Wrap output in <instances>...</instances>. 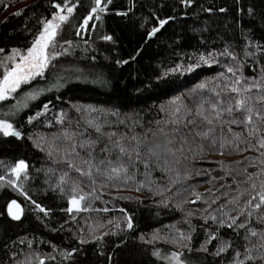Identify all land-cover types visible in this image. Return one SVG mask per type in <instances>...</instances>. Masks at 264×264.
<instances>
[{
  "label": "trees",
  "instance_id": "1",
  "mask_svg": "<svg viewBox=\"0 0 264 264\" xmlns=\"http://www.w3.org/2000/svg\"><path fill=\"white\" fill-rule=\"evenodd\" d=\"M57 4L65 51L0 100V264H264V0H0V80Z\"/></svg>",
  "mask_w": 264,
  "mask_h": 264
},
{
  "label": "snow or ice",
  "instance_id": "2",
  "mask_svg": "<svg viewBox=\"0 0 264 264\" xmlns=\"http://www.w3.org/2000/svg\"><path fill=\"white\" fill-rule=\"evenodd\" d=\"M104 0H95L96 7L92 9V13L96 14L98 12L105 11V7H101ZM107 3H111V0H106ZM185 2H188V0H185ZM55 7L59 8L61 12L65 11V8H62L59 4L55 5ZM67 13L68 15H57L54 19L56 22L48 21L44 24L43 31L40 33L39 37L33 42V45L30 49H28L26 54H22L19 50L13 49L12 54L8 57H6L7 60L15 61V58L18 56L22 63L15 64V67L7 70L4 74L3 80L0 81V100L7 99L9 92H15L16 89L19 87L21 83L28 82L32 76L34 75H42L43 70L48 66L51 59H55V53H49L50 47H55L54 41L58 35V29H60L61 24L68 21L69 16L74 11L73 8L67 7ZM93 16H89L87 20H85V24H87L88 20H91ZM99 18L98 16L96 17ZM167 21H161L160 27H163L164 24H166ZM159 28L153 29V35L157 31H159ZM106 39L111 40L112 37L108 36ZM3 50L0 49V52ZM239 83V82H237ZM249 89H245V91H248ZM233 92H236L238 95L240 94V89L238 87L232 88ZM264 99V98H262ZM235 107L240 111H246L249 113L245 119L246 121L251 124L252 123V111L253 109L249 107L246 103V100L241 98L236 101ZM215 106L213 107V111H215ZM229 113L232 112V108L229 107L227 109ZM198 115L203 116L202 113H198ZM259 119L264 120V116L260 115V113H256ZM205 120H207V123L211 124L212 121L208 120L207 117H203ZM217 119H219V115H217ZM176 123H179V121H176ZM97 131H99V128H97ZM0 132H3L5 136H16L19 137V132L15 131L11 124L4 123L0 121ZM204 136H207V133L204 134ZM262 148H264V141L261 142L260 145ZM159 147V145H157ZM120 151L123 153L125 149L123 147L120 148ZM28 165L25 164L24 161H20L16 166L12 168V174L15 175L16 179L19 180L21 175L24 174L26 176ZM126 172L127 169L124 168H112V172L116 174V176H119L120 172ZM90 174V173H88ZM113 177H109L111 179ZM10 183H12L10 181ZM255 187V185H253ZM256 197H253L255 199ZM85 199V197L82 195L77 199L76 197H73L71 200L72 208L69 209V211H81L82 204L81 202ZM259 200L260 203H257L254 207L256 209H259L261 205H264V192L259 193ZM251 201H249V207H252ZM39 207V205H37ZM9 214L11 215L12 219L19 220L21 218V215L23 213V210L21 209L20 205L17 204L15 201L12 202V204L9 206ZM40 211H44L43 208H40ZM215 219V217H213ZM235 221L233 220V223ZM231 225H229L230 227ZM128 228H132L131 218H129ZM251 235L256 236L257 233L255 231H252ZM215 237H213L214 239ZM262 241H264V235L260 237ZM261 247H264V243L261 244ZM224 249H221L223 251ZM158 256L159 253H156ZM248 259H252L253 257L248 256ZM172 259L176 261V264H181L180 257L177 254H173ZM261 259H264V257H261ZM41 264H43V261H41ZM240 264H243V262H240Z\"/></svg>",
  "mask_w": 264,
  "mask_h": 264
},
{
  "label": "rangeland",
  "instance_id": "3",
  "mask_svg": "<svg viewBox=\"0 0 264 264\" xmlns=\"http://www.w3.org/2000/svg\"><path fill=\"white\" fill-rule=\"evenodd\" d=\"M65 6H67V5H63V6H61L62 8H65V11L64 12H61L60 11V9L59 8H57V10H56V13L52 16V18L50 19V20H48V21H53V22H56L55 21V17L57 16V15H68V13H67V8L65 7ZM67 7H71V8H73V6H67ZM47 21V22H48ZM64 25V23H62L61 24V27H60V29L62 28V26ZM44 28V27H43ZM60 29H58V33H59V31H60ZM43 31V30H42ZM39 37V36H38ZM56 40V39H55ZM54 44H55V47H50L49 48V53H55V57H57V56H59V55H61L64 51H65V49H66V46L65 45H63L62 43H56L55 41H54ZM33 45V44H32ZM32 47V46H31ZM31 47H29L28 49H30ZM28 49H26V50H19L22 54H26L27 53V51H28ZM12 54V51L6 56V57H8V56H10ZM5 60H6V62L4 63V69H5V71H4V74H5V72L7 71V70H10V69H12V68H14L15 67V64H17V63H22V61L20 60V58L17 56L16 58H15V61H10V60H7L6 58H5ZM52 60V59H51ZM50 60V61H51ZM4 74H3V76H2V78H1V80L0 81H2L3 80V77H4ZM34 76H36V75H34ZM34 76H32V77H34ZM11 92H9L8 93V95L10 94ZM0 121H2V120H0ZM2 122H4V123H8V122H6V121H2ZM72 198L73 197H71L70 199H69V202H68V210L70 209V208H72V204H71V200H72ZM77 199H79L78 197H76ZM156 253H159V255L157 256L156 255ZM173 254H177V255H179V257H180V261H181V264H194V263H196V264H200V263H198V262H194V257L193 258H189V257H187V260H189L190 262H188V261H184V259H182V256H181V253L180 252H178V251H172V250H168V249H165V248H162V247H158V248H155L154 250H153V255H154V257L158 260V261H160V262H162V263H164V264H176V261L175 260H173L172 259V256H173ZM192 262V263H191ZM194 262V263H193Z\"/></svg>",
  "mask_w": 264,
  "mask_h": 264
},
{
  "label": "water",
  "instance_id": "4",
  "mask_svg": "<svg viewBox=\"0 0 264 264\" xmlns=\"http://www.w3.org/2000/svg\"><path fill=\"white\" fill-rule=\"evenodd\" d=\"M13 201H15L17 204H19L20 207H21V209L23 210V207H22V205L20 204V202H19L18 200H16V199H12V200L7 204V207H6V212H7L8 216H9L11 219H12V217H11V215L9 214L8 209H9V206L12 204ZM22 214H23V213H22ZM21 217H22V215H21ZM13 220H14V219H13Z\"/></svg>",
  "mask_w": 264,
  "mask_h": 264
}]
</instances>
